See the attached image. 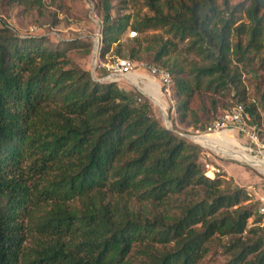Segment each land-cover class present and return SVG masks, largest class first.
<instances>
[{"label": "trees", "instance_id": "obj_1", "mask_svg": "<svg viewBox=\"0 0 264 264\" xmlns=\"http://www.w3.org/2000/svg\"><path fill=\"white\" fill-rule=\"evenodd\" d=\"M33 1L0 0V15ZM112 1L133 15L113 17ZM100 2L101 58L115 45L120 58L141 59L138 40L121 43L129 28L169 27L205 51L207 63L190 71L162 62L164 48L156 55L173 76L181 123L198 92L240 91L234 57L248 65L264 52V0ZM1 24L0 264H205L213 245L230 254L224 264H264L259 204L207 177L201 148L155 118L146 97L95 80L69 57L80 41L53 44Z\"/></svg>", "mask_w": 264, "mask_h": 264}, {"label": "rangeland", "instance_id": "obj_2", "mask_svg": "<svg viewBox=\"0 0 264 264\" xmlns=\"http://www.w3.org/2000/svg\"><path fill=\"white\" fill-rule=\"evenodd\" d=\"M109 12L113 17H117L127 14L133 15L134 9L128 3L122 7L119 1H112ZM104 15L105 11L102 9L100 0H34L30 4L13 3L2 10L0 27L2 19H4L24 37L46 36L53 44H59L61 41H80L81 43L79 42V45L74 46L69 52V57L75 63L89 69L92 76L95 73L93 76L95 80L103 83L115 82L138 95L139 103L143 102L144 97H146L152 107L153 116L167 127L161 105L148 97L143 90L150 93L154 99L156 97L162 99L167 106L164 109L173 128L172 131L201 148L200 164L203 172L210 179L220 176L223 191L231 192L236 189L249 191L254 186L264 185V172L257 167L232 159L223 152H217L184 136L207 135L208 127L219 121L226 111L237 105L245 107L253 105L256 107V113L254 117L249 115V123L251 127L255 128L259 139L257 142H253L247 135L232 127L217 134H223L222 136L229 140L236 141L241 149L248 154L264 157V52L253 56L248 65L238 63L234 57V63L239 66L242 74L240 91L230 88L228 91L198 92L193 103V114L188 117L185 123H181L177 112V102L173 95V86L168 92L163 86H160V91L156 90L152 80L155 83L157 81L146 68L148 66L160 67L161 62H157L155 58L157 53L164 48L166 54L162 57V62H166L169 66L178 63L190 71L194 66L207 63L205 51H201L200 45L194 43V38H182L171 31L169 27L151 28L142 33L138 32L133 37L131 33L134 30L129 28L122 37L121 43L127 47L132 45L135 39L139 42L141 59L134 62L137 64L134 72L135 77H130L132 80L129 78L130 75L119 79L112 78L110 73L100 66L101 62L111 63L120 57L117 55L115 45L102 58L100 56ZM133 21L132 19L131 23ZM241 22L250 24L245 12ZM98 37L100 43L95 49V41ZM89 44L92 46H87ZM125 58L129 59L128 56ZM195 121L198 123L196 124ZM209 166L219 168L221 173L215 175ZM248 203L250 201L245 202L246 205H249ZM142 205L143 203L136 198L131 201V207L134 210L140 209ZM150 206L147 204V207L150 208ZM254 225V217H252L248 227L252 229ZM244 236L252 237L253 235L245 233ZM218 241L226 245L229 243V237H220ZM229 258L230 254L225 252L221 246L213 245L205 257L204 263L224 264Z\"/></svg>", "mask_w": 264, "mask_h": 264}, {"label": "built area", "instance_id": "obj_3", "mask_svg": "<svg viewBox=\"0 0 264 264\" xmlns=\"http://www.w3.org/2000/svg\"><path fill=\"white\" fill-rule=\"evenodd\" d=\"M131 34L132 37L137 35L136 32H132ZM100 66L105 71L109 72L112 78L117 79L133 74L137 68V64L128 58H118L116 61L111 63L101 62ZM146 70L149 71L161 87L163 86L165 88V91L168 92L170 90L173 84V76L170 71L154 66H148ZM249 121L250 117L245 106L237 105L233 109L226 111L219 121L208 127L207 135L217 134L229 127H232L238 132L247 135L253 142H257L259 139L255 132V128L250 126ZM209 167L211 168V172L215 175L221 173L219 168L214 166ZM249 194L251 195V200L259 204V213L263 217L264 222V185L252 187L249 190Z\"/></svg>", "mask_w": 264, "mask_h": 264}, {"label": "bare ground", "instance_id": "obj_4", "mask_svg": "<svg viewBox=\"0 0 264 264\" xmlns=\"http://www.w3.org/2000/svg\"><path fill=\"white\" fill-rule=\"evenodd\" d=\"M134 75L135 73L131 74L129 78L135 77ZM152 82L154 83L155 89L160 91V85L157 82L155 83L153 80ZM155 101L166 109L167 106L162 101V99L156 97ZM222 135L223 134L204 135L202 138H198L197 141L210 146L217 152H223L225 155L231 157L232 159L238 160L240 162H246L247 164L257 167L259 170L264 172V166L262 167L256 164L258 162L264 163V157H258L248 154L241 149L236 141L229 140L227 137H224Z\"/></svg>", "mask_w": 264, "mask_h": 264}, {"label": "water", "instance_id": "obj_5", "mask_svg": "<svg viewBox=\"0 0 264 264\" xmlns=\"http://www.w3.org/2000/svg\"><path fill=\"white\" fill-rule=\"evenodd\" d=\"M99 43H100V39H99V37L96 39V41H95V49L98 47V45H99ZM96 59V58H95ZM95 74V73H94ZM93 74V76H95ZM102 81V80H101ZM138 87V86H137ZM143 92L144 93H146V95L148 96V97H150V98H152L154 101H155V99L153 98V96L150 94V93H148V92H146V91H144L143 90ZM161 108H162V111H163V113L165 114V117H166V124H167V127H168V129H170V130H173V128L171 127V124H170V121H169V119H168V116L166 115L167 113H166V110L161 106ZM185 137H188V138H190L191 140H193V141H195V142H198L197 141V139L198 138H202L204 135H184ZM200 143V142H199ZM201 144H203V143H201ZM203 145H205V144H203ZM205 146H207V147H210V146H208V145H205ZM211 148V147H210ZM211 149H213V148H211ZM257 165H259V166H264V163H260V162H258V163H256Z\"/></svg>", "mask_w": 264, "mask_h": 264}]
</instances>
